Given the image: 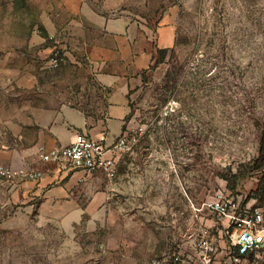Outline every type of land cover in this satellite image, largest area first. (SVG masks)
Instances as JSON below:
<instances>
[{"label": "rangeland", "instance_id": "obj_1", "mask_svg": "<svg viewBox=\"0 0 264 264\" xmlns=\"http://www.w3.org/2000/svg\"><path fill=\"white\" fill-rule=\"evenodd\" d=\"M136 2L132 16L149 28L153 51L127 93L124 126L141 128L139 141L121 155L111 181L103 174L96 186L93 176L77 179L66 190L71 206L44 204L74 173L55 165L41 168L49 178L38 192L41 178L29 188L0 181V264H152L183 251L184 261L172 264H194L186 251L205 228L193 206L224 191L264 208V0ZM50 4L0 0L1 163L23 164L12 154L30 141L15 135L11 121L12 105L23 99L104 114L89 62L65 53L58 68L46 66L59 45L45 24ZM166 22L174 40L158 61L154 37L169 29ZM47 46L46 56H34ZM25 66L35 77L23 89ZM94 196L103 203L89 206ZM243 264H264V252Z\"/></svg>", "mask_w": 264, "mask_h": 264}, {"label": "crops", "instance_id": "obj_2", "mask_svg": "<svg viewBox=\"0 0 264 264\" xmlns=\"http://www.w3.org/2000/svg\"><path fill=\"white\" fill-rule=\"evenodd\" d=\"M136 1L51 0V9L46 11L48 13L46 28L53 31L54 39H60L68 58L84 59L90 63L94 79L104 94V107H100L104 114L102 117L93 118L81 108L69 104L49 108L33 105L24 99L20 105L13 104L11 108L13 132L20 140L30 141L23 149L15 150L12 154L21 162L23 158V164L30 163L41 169L48 163L38 159L37 147L41 144L49 147L55 143L66 145L76 131H88L97 137L100 129L106 127L109 139L112 140L124 128L123 119L128 113V90L139 82V72L149 65L153 56L149 28L132 16ZM165 25L170 32L167 30L155 33L154 39L156 43L158 42V48H167L173 44L171 27L167 22ZM49 51L50 46H47L39 49L34 56L37 58L46 56ZM33 77L34 73L28 71L25 66L23 76L19 80L20 87L25 89L28 84L33 83ZM112 115L118 122L115 128L111 125ZM41 170L45 177L42 175L40 183L42 185L36 186L35 192H38L49 178L45 169ZM102 174L71 173L64 185L58 187L59 189L53 188L52 194L58 195L54 198L46 196L44 204L55 206L75 204L66 190L71 189L74 182L82 177L93 176L91 183L96 186ZM58 175L57 173L55 176ZM27 182L29 188L33 186L32 182L37 181ZM27 188L24 189L25 192H28ZM103 201V197L94 196L88 205H100ZM68 218H72L71 215H67L66 219Z\"/></svg>", "mask_w": 264, "mask_h": 264}, {"label": "built area", "instance_id": "obj_3", "mask_svg": "<svg viewBox=\"0 0 264 264\" xmlns=\"http://www.w3.org/2000/svg\"><path fill=\"white\" fill-rule=\"evenodd\" d=\"M54 45L46 61V66L58 68L65 61L62 42L54 39ZM141 128L129 126L110 140L108 129L102 127L97 137L88 131H76L72 140L66 144L55 143L49 147L41 144L37 147L38 159L43 163L55 165L58 169L72 172L94 174L101 172L108 180L117 174V165L121 155L130 152L139 141ZM43 175L40 168L30 163L10 165L0 162V181H38ZM193 215L205 230L196 239L193 251L186 256L194 264H243L259 252H264V208L242 199L241 195H231L224 191L216 192L201 206L192 207ZM210 231H213L210 233ZM217 233L222 245L213 242ZM223 253L220 257V251ZM185 252H173L169 259L158 257L152 264H172L184 261L179 256Z\"/></svg>", "mask_w": 264, "mask_h": 264}, {"label": "trees", "instance_id": "obj_4", "mask_svg": "<svg viewBox=\"0 0 264 264\" xmlns=\"http://www.w3.org/2000/svg\"><path fill=\"white\" fill-rule=\"evenodd\" d=\"M167 53V48H157L158 61H162Z\"/></svg>", "mask_w": 264, "mask_h": 264}]
</instances>
